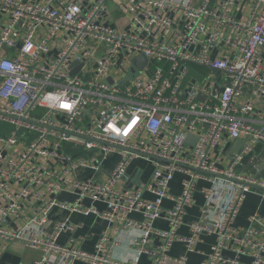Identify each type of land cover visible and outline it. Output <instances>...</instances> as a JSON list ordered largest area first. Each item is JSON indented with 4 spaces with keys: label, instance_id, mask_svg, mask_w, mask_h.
Here are the masks:
<instances>
[{
    "label": "built area",
    "instance_id": "built-area-1",
    "mask_svg": "<svg viewBox=\"0 0 264 264\" xmlns=\"http://www.w3.org/2000/svg\"><path fill=\"white\" fill-rule=\"evenodd\" d=\"M111 1L0 0L6 16L0 30V241L40 250L32 264H136L112 260L105 233L94 252L59 243L78 228L50 217L61 208L95 213L117 232L136 229L138 252L160 263L174 237L193 250L196 234H217L211 258L229 241L250 242L259 234L255 218L242 238L229 226L245 193L264 190V178L236 171L257 145L264 147V0H116L130 12L124 29L105 20ZM138 56L147 63L130 78ZM195 66L204 69L201 81L189 75ZM61 93L77 102L74 109L59 107ZM191 135L194 143L187 141ZM223 135L245 138L241 151L229 157L219 151ZM111 154L119 161L100 179ZM138 159L157 160L148 183L115 188ZM260 159L259 168L264 155ZM54 160L64 161V169H55ZM80 168L91 175L81 176ZM178 173L185 178L175 193ZM196 179L214 185L200 220L189 225L192 236L185 237L180 227L195 203ZM63 191L76 200L61 201ZM221 198L223 212L215 217L211 208ZM28 199L45 203L41 215L24 217ZM169 199L170 229L160 231L155 222ZM157 235L166 242L150 248ZM259 247L264 252V242Z\"/></svg>",
    "mask_w": 264,
    "mask_h": 264
},
{
    "label": "crops",
    "instance_id": "crops-1",
    "mask_svg": "<svg viewBox=\"0 0 264 264\" xmlns=\"http://www.w3.org/2000/svg\"><path fill=\"white\" fill-rule=\"evenodd\" d=\"M194 2L199 4L201 0H194ZM248 11L249 7L244 15H246ZM129 19L130 12L126 4H121L116 0H112L109 10L105 14V20L112 26L124 29L130 27ZM5 22L6 16L0 13V30L3 28ZM55 53L56 49H53L52 54ZM193 69L198 72V74H200L199 71L204 72V69L200 66H195ZM190 76L192 77V75ZM244 143L245 138L240 140H229L227 135H223L218 150H224L228 157L233 156L241 151ZM13 152H16V150H11L9 152L10 155ZM261 155H264V147L262 145H257L254 151L245 157L242 164L236 167V171L240 172L244 170L252 175L264 178V167L262 166L259 168ZM228 157H226V159H228ZM118 161L119 156L111 154L100 170L98 178L105 180L107 173L117 165ZM156 162V159L135 160L131 164L127 176L120 179L115 184V188H142L150 180ZM51 165H56L57 167L55 169L63 170L66 163L62 160H54L51 162ZM224 165L223 162L222 166ZM78 171H80V175L84 177L91 175L90 169L80 168ZM72 175L73 174H69V176ZM184 178L185 176L183 174H176L172 184L173 192H180L181 181H183ZM234 184L236 186L239 185L236 181H234ZM196 185L197 187L194 192L195 203L188 207L184 217V224L180 227V233L185 237L192 236L189 225L200 220L203 215V209L207 206V196L211 195L214 182L213 180L196 179ZM43 196L45 202L50 199V195L47 194L45 190L43 191ZM145 196L148 199L154 198V196L149 193H146ZM216 197L219 198V194ZM221 197H224V195H221ZM58 198L61 201H74L77 198V194L63 191L58 195ZM222 202L223 200L221 198L219 204L214 203L211 208L213 210L211 214L213 213L215 217H220L223 212ZM85 203L88 205L91 204L89 200H86ZM44 204L43 201L37 204L33 200L28 199L24 205V217L31 218L36 214L41 215ZM173 204L174 202L171 199L165 201V209L162 212V216L155 222V228L157 230L168 231L170 229V224L166 217L167 209L172 207ZM93 205L99 211L106 209V204L104 202H95ZM50 217L53 220H69L78 225L75 232L64 233L59 238V243L69 244L70 247L74 248L83 247L88 252H94L97 241L105 233L108 237L107 244L110 247L111 259L120 262L123 261L136 264H264V252H262L259 247V244L264 242V190L259 187H252L249 192L245 193L229 226L230 232L242 238L251 225V220L255 218L254 220H256V222L254 227L259 234L251 236L250 242L229 241L227 247L215 258H211V254L213 247L217 244V234L207 232L196 234V243L193 245V250H189L188 242L181 241L178 237H174V243L168 251V259L164 262L162 260L160 263L159 257L152 258L147 253L138 252L137 246L133 243L138 235L136 229H123L117 232L114 224L108 223L95 213H71L61 208H54L50 213ZM131 217L139 221L145 220L144 216L140 213H133ZM21 222H23V219L19 221V223ZM165 242L166 240L164 237L158 235L154 236L150 241V248L157 249ZM40 257V250L28 248L21 240H14L8 244L0 241V264H32L35 260L40 259ZM76 264L88 263L85 261H78Z\"/></svg>",
    "mask_w": 264,
    "mask_h": 264
},
{
    "label": "water",
    "instance_id": "water-1",
    "mask_svg": "<svg viewBox=\"0 0 264 264\" xmlns=\"http://www.w3.org/2000/svg\"><path fill=\"white\" fill-rule=\"evenodd\" d=\"M134 63L136 64V68H132L130 71V78H134L138 74V69H142L146 63L147 59H145L143 56H138L135 60ZM138 68V69H137ZM79 68L73 69V72L78 71ZM190 75L196 77L199 81L202 80V76L198 74L193 68L190 70ZM128 78H126L122 83L126 82ZM188 142L194 143L195 137L193 135L189 136L187 139Z\"/></svg>",
    "mask_w": 264,
    "mask_h": 264
},
{
    "label": "clouds",
    "instance_id": "clouds-1",
    "mask_svg": "<svg viewBox=\"0 0 264 264\" xmlns=\"http://www.w3.org/2000/svg\"><path fill=\"white\" fill-rule=\"evenodd\" d=\"M58 99L60 101L59 107L62 109L72 110L76 107L77 102L75 100L70 101L65 93H61Z\"/></svg>",
    "mask_w": 264,
    "mask_h": 264
}]
</instances>
